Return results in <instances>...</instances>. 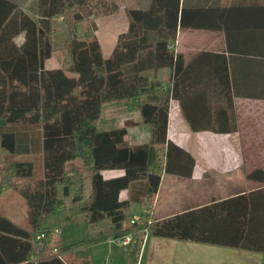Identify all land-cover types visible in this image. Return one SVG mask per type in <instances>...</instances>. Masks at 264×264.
<instances>
[{
    "label": "trees",
    "instance_id": "16d2710c",
    "mask_svg": "<svg viewBox=\"0 0 264 264\" xmlns=\"http://www.w3.org/2000/svg\"><path fill=\"white\" fill-rule=\"evenodd\" d=\"M119 3L129 26L105 56L91 16ZM177 24L178 0H152L147 8L128 0H0V192L25 200L21 218L0 211V264H93L90 245L126 235L125 264H138L147 235L264 251V185L153 216L160 182L154 161L163 157L165 172L180 176L194 164L167 137L170 99L179 101L191 130L217 126L210 99L199 92L207 84L186 73L200 54L180 71ZM61 31L60 65L46 68ZM164 66L172 69L166 82L157 76ZM112 101L139 119L100 128L103 105ZM142 123L147 140L130 143L127 128ZM114 168L123 173H101ZM248 178L263 182V170ZM135 204L145 211L131 222ZM76 224L83 232L73 238Z\"/></svg>",
    "mask_w": 264,
    "mask_h": 264
},
{
    "label": "crops",
    "instance_id": "0c3cea01",
    "mask_svg": "<svg viewBox=\"0 0 264 264\" xmlns=\"http://www.w3.org/2000/svg\"><path fill=\"white\" fill-rule=\"evenodd\" d=\"M151 2L128 0L138 8H147ZM91 17L102 52L108 56L118 35L128 29L125 5L119 3L115 11ZM77 30L80 32V25ZM173 47L182 56L180 71L200 54L186 73L207 84L199 92L210 99V112L217 126L191 130L179 101L170 99L167 137L189 151L194 164L190 175L180 176L165 172L163 157L154 161L160 173L153 196L155 218L264 185V181L248 178L254 169L264 173V0H178ZM171 72L164 66L157 76L166 82ZM134 113L128 111L121 124L126 119H139ZM104 121L116 126L109 119ZM148 135L149 126L142 123L129 126L126 138L130 143H141ZM101 173L111 177L122 174L123 169H104ZM135 206L140 211L133 215H143L144 206ZM138 264H264V251L147 235Z\"/></svg>",
    "mask_w": 264,
    "mask_h": 264
},
{
    "label": "rangeland",
    "instance_id": "374dc122",
    "mask_svg": "<svg viewBox=\"0 0 264 264\" xmlns=\"http://www.w3.org/2000/svg\"><path fill=\"white\" fill-rule=\"evenodd\" d=\"M92 19V18H91ZM91 24L95 29L94 20H91ZM65 37V32H57L53 35V47L54 51L52 55L45 60V67H58L61 60V46L63 45ZM21 35L16 37V40L19 41ZM69 75H73V72H68ZM128 115V111L123 105H118L116 101L107 102L103 105L102 108V119L99 122L100 128H105L113 125H108L109 123H104L105 119H109L111 124L120 125L123 118ZM135 117H139L138 112L134 113ZM2 120L0 119V123ZM39 129V127H38ZM135 206V205H134ZM0 211L8 214H14L17 218H21L25 212V200L17 193H13L9 190L2 189L0 192ZM140 210L138 207L132 208V213H138ZM21 223H25L24 219H20ZM82 228L80 225L76 224L71 228V235L73 238H78L82 235ZM122 244L117 239L109 241H101L95 244H92L88 248L89 259L93 264H104L103 262L107 261L110 264H125Z\"/></svg>",
    "mask_w": 264,
    "mask_h": 264
},
{
    "label": "built area",
    "instance_id": "2783aa9c",
    "mask_svg": "<svg viewBox=\"0 0 264 264\" xmlns=\"http://www.w3.org/2000/svg\"><path fill=\"white\" fill-rule=\"evenodd\" d=\"M138 218V215H133L132 218H131V222L134 221V219H137ZM43 234H40L39 236H42ZM113 239V238H112ZM117 240H119L121 242V244H127L129 241H130V236L126 235V236H123V237H120V238H117Z\"/></svg>",
    "mask_w": 264,
    "mask_h": 264
}]
</instances>
